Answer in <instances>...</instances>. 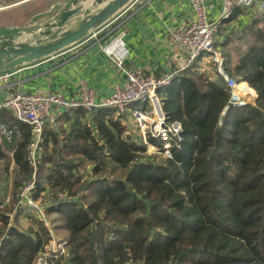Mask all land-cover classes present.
<instances>
[{
	"label": "trees",
	"instance_id": "1",
	"mask_svg": "<svg viewBox=\"0 0 264 264\" xmlns=\"http://www.w3.org/2000/svg\"><path fill=\"white\" fill-rule=\"evenodd\" d=\"M52 2L20 10L29 21ZM239 10L245 23L228 29L232 13L213 45L253 104L223 113L229 88L212 60L205 70L195 61L157 91L181 126L171 158L148 154L125 114L73 111L60 146L54 131L43 135L33 198L49 228L18 204L31 135L7 111L14 123L0 122L18 136L12 161H0V190L10 188L7 202L0 193V264H264V9Z\"/></svg>",
	"mask_w": 264,
	"mask_h": 264
},
{
	"label": "crops",
	"instance_id": "2",
	"mask_svg": "<svg viewBox=\"0 0 264 264\" xmlns=\"http://www.w3.org/2000/svg\"><path fill=\"white\" fill-rule=\"evenodd\" d=\"M29 1L43 2L44 0H0V14L20 9ZM74 1L54 0L46 10L29 20L27 29L19 30L27 32L41 28L45 23L53 21L65 7L71 6ZM78 1L82 2V0ZM84 1L86 7L92 2V0ZM205 6L207 18L213 21L218 20L221 0H205ZM233 13V20L228 29L232 26L243 25L248 17L239 9H234ZM191 16L188 0H131L100 28L63 51L30 65L1 71L0 74L7 73L9 76L6 80L0 79V103L5 100L9 92L40 94L51 92L59 93L65 98H77L81 83L93 90L96 99L109 97L114 86H122L125 80L122 71L102 50L103 45L115 37L123 41L127 52L124 59L126 68H138L145 75L162 78L175 67L173 52L166 43L168 32L179 23L188 22ZM14 27H9L0 21V34L8 33L6 29ZM168 61L171 62V66L168 65ZM200 64L202 69L209 68L208 61ZM210 74L213 77V73ZM59 111L60 115L54 123H46L44 136L45 134L49 136L54 131L60 146L61 140L65 139L70 128L73 111L65 112L62 109ZM55 113V110L51 111V114ZM8 115L10 116L7 110H0V120L9 121ZM124 117L132 126L131 114L126 112ZM12 123L14 121L10 120L9 125ZM13 130L17 137V129L13 128ZM13 130H9L7 135L0 134L1 163L4 159L12 161L15 148ZM49 146L50 151L52 145L49 144ZM12 166L11 162L9 170ZM0 193L2 197L5 196L4 202H7L10 195L9 186L2 188ZM12 218L11 214V221Z\"/></svg>",
	"mask_w": 264,
	"mask_h": 264
},
{
	"label": "built area",
	"instance_id": "3",
	"mask_svg": "<svg viewBox=\"0 0 264 264\" xmlns=\"http://www.w3.org/2000/svg\"><path fill=\"white\" fill-rule=\"evenodd\" d=\"M191 7V19L176 25L168 32L166 43L173 52L175 67L162 78L145 75L138 68H126L124 59L126 50L119 37L109 40L102 50L122 71L125 80L122 86H114L112 94L103 99H96L91 88L81 83L77 98H65L59 93H23L9 92L0 103V110L10 112L17 122L29 127L31 140L26 147V160L31 173L22 182L17 192L18 204L43 217V207L40 201L33 198L36 181V170L39 156L43 152V135L47 122L54 123L60 115V109L72 112L78 109L91 111L95 109H112L117 115L129 112L133 118L144 144L148 139H154L157 145L150 147L164 158H171V150L178 147L182 141L181 126L177 121L168 122L160 106L157 91L166 87L177 74L189 67L195 61L212 60L216 65V73L221 76L230 90L228 106H243L251 97L249 92L238 89L241 81H236L225 74L222 69V58L214 48L219 25L228 20L234 9L252 8L263 10L264 0H221V10L218 20H209L206 15L205 0H188ZM1 6V5H0ZM171 66V62L168 61ZM9 74H0L1 80H6ZM55 110V114L51 111ZM8 127L0 122V134L7 135ZM3 205L0 204V208ZM54 251V250H53ZM63 249H61V252ZM37 264H41L40 261Z\"/></svg>",
	"mask_w": 264,
	"mask_h": 264
},
{
	"label": "water",
	"instance_id": "4",
	"mask_svg": "<svg viewBox=\"0 0 264 264\" xmlns=\"http://www.w3.org/2000/svg\"><path fill=\"white\" fill-rule=\"evenodd\" d=\"M130 1L92 0L86 7L84 0H75L53 21L35 31L7 28L8 33L0 34V72L33 64L63 51L100 28Z\"/></svg>",
	"mask_w": 264,
	"mask_h": 264
},
{
	"label": "rangeland",
	"instance_id": "5",
	"mask_svg": "<svg viewBox=\"0 0 264 264\" xmlns=\"http://www.w3.org/2000/svg\"><path fill=\"white\" fill-rule=\"evenodd\" d=\"M22 14H23L22 10H20V9L6 11V12H3L2 14H0V21L2 23H5L9 27L15 26L21 30H25V29H27V27H28L27 25L30 22L26 21V19L24 18V16ZM238 88H239V90H244L246 93H247V91L249 92V95L251 97L248 100V104H253L256 95L255 94L252 95V93L248 90V88L246 86L243 85V83H241L240 86L238 85ZM133 124L135 125V123H133ZM131 127L133 128L134 133L137 135L139 133V131L135 127H133V126H131ZM146 147H147V153L148 154H158L150 147L149 143L147 144ZM40 219L44 221L46 227H48V228L50 227L49 220H45V217H40Z\"/></svg>",
	"mask_w": 264,
	"mask_h": 264
},
{
	"label": "bare ground",
	"instance_id": "6",
	"mask_svg": "<svg viewBox=\"0 0 264 264\" xmlns=\"http://www.w3.org/2000/svg\"><path fill=\"white\" fill-rule=\"evenodd\" d=\"M239 89V88H238ZM240 91H243V92H245L244 90H240Z\"/></svg>",
	"mask_w": 264,
	"mask_h": 264
}]
</instances>
